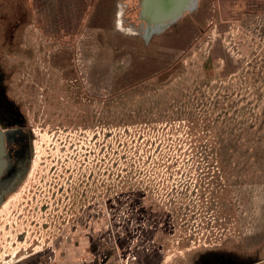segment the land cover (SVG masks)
Masks as SVG:
<instances>
[{
	"label": "rangeland",
	"instance_id": "rangeland-1",
	"mask_svg": "<svg viewBox=\"0 0 264 264\" xmlns=\"http://www.w3.org/2000/svg\"><path fill=\"white\" fill-rule=\"evenodd\" d=\"M63 2L0 0L3 82L35 133L0 264L79 233L124 264H264V0H199L150 35L140 0Z\"/></svg>",
	"mask_w": 264,
	"mask_h": 264
},
{
	"label": "flooded vegetation",
	"instance_id": "flooded-vegetation-1",
	"mask_svg": "<svg viewBox=\"0 0 264 264\" xmlns=\"http://www.w3.org/2000/svg\"><path fill=\"white\" fill-rule=\"evenodd\" d=\"M141 9L140 0V11ZM120 13L118 16L119 18L121 16L122 24L120 25L123 27V14ZM141 23L148 26L146 20L142 18ZM3 81L4 76L0 66V137H2L4 152L2 159L5 160L4 168L0 174V208L30 176L35 141V133L27 124L20 104L8 96ZM202 262V264H216L217 258L213 261L203 259ZM219 264H236V260L220 259Z\"/></svg>",
	"mask_w": 264,
	"mask_h": 264
},
{
	"label": "crops",
	"instance_id": "crops-1",
	"mask_svg": "<svg viewBox=\"0 0 264 264\" xmlns=\"http://www.w3.org/2000/svg\"><path fill=\"white\" fill-rule=\"evenodd\" d=\"M64 0V10H92L96 7L97 0H88L86 6L81 7V0ZM85 3V2H84ZM93 4L94 6H92ZM130 236L122 237L116 244L122 254L128 252V243ZM112 249H107L96 240V235L91 233H79L71 237L69 240L59 242L55 246L48 247L44 250L26 255L22 258L11 261L9 264H124L123 260L113 259ZM157 253H138V258L131 264H158Z\"/></svg>",
	"mask_w": 264,
	"mask_h": 264
},
{
	"label": "water",
	"instance_id": "water-1",
	"mask_svg": "<svg viewBox=\"0 0 264 264\" xmlns=\"http://www.w3.org/2000/svg\"><path fill=\"white\" fill-rule=\"evenodd\" d=\"M160 2L166 6L171 2L178 5L172 11L165 10L163 13L157 15L155 12L159 10L155 5L158 4V0H141V18L147 22V35L165 29L171 23L181 18L186 12L193 11L197 7L199 0H160ZM119 21L122 24L121 16ZM3 153V142L2 137H0V174L5 165V160L2 159Z\"/></svg>",
	"mask_w": 264,
	"mask_h": 264
},
{
	"label": "bare ground",
	"instance_id": "bare-ground-1",
	"mask_svg": "<svg viewBox=\"0 0 264 264\" xmlns=\"http://www.w3.org/2000/svg\"><path fill=\"white\" fill-rule=\"evenodd\" d=\"M160 3H161L160 0H158V4L155 5L156 8L159 10L158 12H155V14L157 15L163 13L165 10L172 11L176 7V5H178L172 2L167 6ZM7 209H8V203H5V205L2 208H0V216L4 214Z\"/></svg>",
	"mask_w": 264,
	"mask_h": 264
},
{
	"label": "built area",
	"instance_id": "built-area-1",
	"mask_svg": "<svg viewBox=\"0 0 264 264\" xmlns=\"http://www.w3.org/2000/svg\"><path fill=\"white\" fill-rule=\"evenodd\" d=\"M14 256H15V254H14V255H13V257L11 258V261H13V260H14V259H13V258H14ZM11 261H10V262H11ZM10 262H5V263H3V264H9Z\"/></svg>",
	"mask_w": 264,
	"mask_h": 264
}]
</instances>
